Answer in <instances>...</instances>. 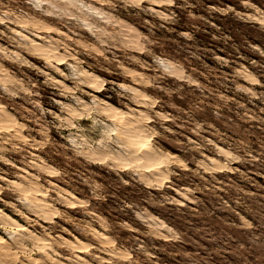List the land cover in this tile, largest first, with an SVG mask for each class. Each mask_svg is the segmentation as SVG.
I'll return each instance as SVG.
<instances>
[{"label":"rangeland","instance_id":"374dc122","mask_svg":"<svg viewBox=\"0 0 264 264\" xmlns=\"http://www.w3.org/2000/svg\"><path fill=\"white\" fill-rule=\"evenodd\" d=\"M104 101L151 162L117 147ZM3 109L0 210L50 244L19 236L20 261L264 264V0H0Z\"/></svg>","mask_w":264,"mask_h":264},{"label":"bare ground","instance_id":"6f19581e","mask_svg":"<svg viewBox=\"0 0 264 264\" xmlns=\"http://www.w3.org/2000/svg\"><path fill=\"white\" fill-rule=\"evenodd\" d=\"M16 21V20H15ZM92 24V23H91ZM23 25V24H22ZM87 25H89L88 23H86V26ZM20 32V31H19ZM59 32V31H58ZM17 33V32H16ZM54 33V32H53ZM39 34V33H38ZM56 34V33H55ZM59 34H61V32L59 33ZM35 36V35H34ZM60 36V35H59ZM39 37V36H38ZM40 39V38H39ZM48 45V44H47ZM32 48H34V49H38V50H40V51H43V53H48L49 52V50H50V45L49 46H46V45H44V44H42L41 42H34V43H32ZM36 52H39V51H36ZM48 55V54H47ZM50 55V54H49ZM44 57H46V56H44ZM48 57V56H47ZM97 78H98V76H96L94 73H92V72H88V71H86V72H84L83 73V75L81 76V81L83 82V83H85L84 84V87H86V88H93L94 87V85L95 84H93V83H95L94 81H96L97 80ZM95 92H97V91H95ZM135 96H136V94H134ZM139 96V95H138ZM142 102V101H141ZM137 103V102H136ZM138 104V103H137ZM103 110H106V111H108V109H113V112H110V114L109 113H107V115L108 116H110L111 117V119L113 118V120H115L116 122L118 121L119 122V125L118 126H116V127H112V129L110 130V134H109V136H111V137H114L115 139H116V145H117V147L118 148H120V149H132V150H135V151H137L138 153H137V156H138V158L139 157H141V158H144V159H147V160H149V161H146V162H151L150 160H152L153 159V157H154V155H155V151H154V149H153V147L150 145V138H149V136H147V135H145V134H143L142 133V131H141V129L138 127V125H136L135 123H134V121L135 120H133V118L131 117V116H124V112H122V110L121 109H117V108H115L114 106H112L111 105V103H108L107 101H104L103 102ZM111 109V110H112ZM4 110V112L2 111V113L4 114V116H2L1 117V122H0V127H3V126H5L6 124H7V122L11 119V120H13V115L10 113V111H8V110H6V109H3ZM124 113V114H123ZM134 113V112H133ZM132 113V114H133ZM132 114H130L129 113V115H132ZM9 119V120H8ZM137 119V118H136ZM115 122V123H116ZM4 130V129H3ZM2 132V131H1ZM6 133V132H5ZM108 133V132H107ZM109 138V137H108ZM107 146V145H106ZM109 146V145H108ZM98 147H99V145H98ZM102 148V147H101ZM108 148H110V147H108ZM98 150V149H97ZM106 150V148L104 147V151ZM108 150V149H107ZM95 151V150H94ZM96 152V151H95ZM99 151H97V153H98ZM102 154H104L103 156L105 157V155L106 156H111V158L112 157H116V156H114L115 155V153H114V150H108V151H105V152H103V151H100ZM116 152V151H115ZM159 152V151H158ZM97 153H94V154H97ZM119 154V153H118ZM160 155V154H159ZM99 156H100V154H99ZM119 156H121L120 154H119ZM153 156V157H152ZM162 156H163V154H162ZM129 156H127V158H128ZM93 158V157H92ZM97 158V157H96ZM95 158V159H96ZM100 158H102V157H100ZM117 158V157H116ZM115 158V159H116ZM119 158V157H118ZM159 158H160V156H159ZM165 158V157H164ZM108 159V158H107ZM113 159V158H112ZM122 159H124V157L122 158ZM140 159V158H139ZM100 160V159H99ZM117 160V159H116ZM126 160V159H125ZM131 160H133V159H131ZM162 160H163V158H162ZM14 161V160H13ZM110 161V163H113V162H111V160H108L107 162H109ZM128 161V160H127ZM142 161H143V159H142ZM142 161H140V162H142ZM165 161V160H164ZM133 163H134V161H132ZM166 162V161H165ZM117 163H118V161H117ZM125 163H126V161H125ZM132 163V164H133ZM159 163V162H158ZM135 166L136 167H140V169H141V167H143V168H146V167H149V166H151L153 163H149V164H140V163H136V161H135ZM116 165V164H115ZM158 165V164H157ZM163 165V164H162ZM134 166V165H133ZM165 166V165H164ZM121 167V166H120ZM163 167V166H162ZM153 168V167H152ZM160 168V167H159ZM159 168H157V170H159ZM20 169V168H19ZM155 169V168H154ZM125 170V169H124ZM150 170H152V169H150ZM144 172V171H143ZM145 172H146V170H145ZM148 172V171H147ZM149 172H154V170L153 171H149ZM26 174V173H25ZM11 182V181H10ZM10 182H7L8 184H10ZM12 184L13 183H16V188L17 187H19V189H20V191H22V192H24V194L26 193L27 195H29V196H27L26 195V197H30V195H33V196H41L40 194H41V191L42 190H40L39 188H37V187H35V186H23V185H21L19 182H14V181H12L11 182ZM15 185V184H14ZM14 185H12V186H14ZM15 189V188H14ZM43 193V192H42ZM69 196H71V198H73V200L75 199V196L71 193ZM70 198V199H71ZM77 198V197H76ZM76 200V199H75ZM74 200V201H75ZM42 201H44V200H42V197L41 198H38L37 199V203L35 204V205H37L36 207L37 208H39L40 209V207H42V210L44 209V208H46L45 206H48L49 205V203H48V201H46V203H45V205L42 203ZM74 201H72V202H74ZM45 202V201H44ZM38 206H40V207H38ZM50 206V205H49ZM40 211V210H39ZM0 212H1V214H2V216H3V221H1L0 220V223H1V225H2V227L4 226H6V227H10V229L11 230H6V232H4V233H7L8 232V234L10 233L11 235H13L14 236V238H13V236H12V238H13V240L11 239V241H13L12 242V244H10L9 242H8V240H6L5 239V237H3L2 235H0V264H34V262L32 261H23V260H19L18 259V256H17V251H16V248H18V244H19V242H22V241H20L19 239H20V237L19 236H27L29 239H31V240H33V243L34 244H37V246L39 245V246H41V247H43V248H50L49 246H50V244L45 240V239H43V237H40V236H38V235H36L35 233H33V232H31V231H29V229L25 226V225H23V224H21V223H19V222H17L16 221V219H14L13 217H11L10 215H8L7 213H5V212H3L2 210H0ZM41 213H43V211H41ZM32 214H34V213H32ZM39 214V213H38ZM1 216V217H2ZM37 217V216H36ZM31 220V219H30ZM32 221V220H31ZM2 229V228H1ZM3 230H5V229H3ZM98 234V233H97ZM101 234V233H100ZM10 235V236H11ZM103 235V234H102ZM101 235V236H102ZM106 236V235H105ZM7 237V236H6ZM98 237H99V235H98ZM102 238H103V240H107V239H104V238H106V237H104V235L102 236ZM24 239V238H23ZM100 240H101V238H99ZM27 240V239H26ZM28 241V240H27ZM102 241V240H101ZM101 241H99V242H101ZM76 242V241H75ZM104 242V241H103ZM29 243V242H28ZM77 244L76 245H73V246H71V249H73L74 251H75V253H83L82 251H81V246H79L78 245V240H77V242H76ZM82 243V242H81ZM14 244V245H13ZM21 244V243H20ZM19 244V246H21ZM33 244V245H34ZM13 245V246H12ZM78 245V246H77ZM87 245V244H86ZM101 245V244H100ZM23 246V245H22ZM25 246V245H24ZM35 246V245H34ZM34 246H33V248H34ZM39 246H38V248H39ZM93 247H95V246H93ZM13 248H15V249H13ZM22 248V247H21ZM20 249V248H19ZM41 249V248H40ZM52 249H53V247H52ZM83 249V248H82ZM27 250V249H26ZM46 250V249H45ZM50 250V249H49ZM109 250V249H108ZM107 250V251H108ZM25 251V250H24ZM43 251V250H42ZM51 251V250H50ZM84 251V250H83ZM105 251V250H104ZM45 252V251H44ZM49 252V251H48ZM54 252V251H53ZM46 253V252H45ZM22 255V254H21ZM46 255V254H45ZM59 257V256H58ZM79 258V257H78ZM13 259L15 260V261H13ZM57 259V258H56ZM83 261V260H82ZM51 264H53L52 262H50ZM49 263V264H50ZM56 263H59V262H56ZM55 263V264H56ZM61 263V262H60ZM37 264V263H36ZM45 264H47V263H45Z\"/></svg>","mask_w":264,"mask_h":264}]
</instances>
